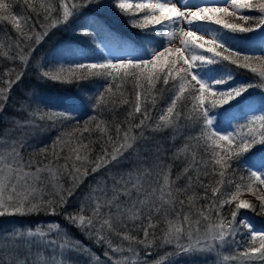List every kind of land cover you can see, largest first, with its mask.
<instances>
[{
    "label": "snow or ice",
    "instance_id": "6c2138e0",
    "mask_svg": "<svg viewBox=\"0 0 264 264\" xmlns=\"http://www.w3.org/2000/svg\"><path fill=\"white\" fill-rule=\"evenodd\" d=\"M13 2L23 6L20 13L14 12ZM102 12L127 17L129 29L138 30L135 42L106 26L98 18ZM73 17L79 18L75 28L78 36L87 37L99 55L82 57L67 67L61 63L41 69L39 76L61 83L101 81L89 98L96 115L82 127L71 106L49 109L39 116L40 120L76 125L66 133L75 146L69 147L62 165L58 161L64 151L63 136L36 150L42 157L39 162L21 155L22 140L7 133L0 137V218L63 213L64 220L86 238L97 246L106 245L104 257L111 260L110 252L128 254L112 264H140L132 260L138 256L135 246H151L150 230L154 237L158 218L163 217L167 227L160 246L176 249L169 255L213 253L231 245L237 251L232 259L238 264H264V230H256L241 215V210H248L264 217V101L255 111L250 99L252 89L264 93V55L245 53L230 44L240 34L257 32L264 44V0H0V23L10 24L16 33L15 39L4 34L7 43H0V56L26 66L30 53L49 30L67 25ZM236 69L247 70L256 79L237 82ZM22 78L23 72L15 68L0 74V113ZM128 84L135 97L128 112V128L121 131L120 125L114 124L113 136L108 134L106 122L97 120L98 110H115L116 97L120 104L129 103L125 98ZM165 94L166 106L153 118L152 110ZM21 107H25L23 102ZM220 109L224 113L238 110L241 119L235 124L230 120L228 127L221 129ZM37 111L34 109L32 115ZM90 122L94 128L89 127ZM13 123L20 128L35 126L31 119L22 125ZM133 128L141 130L139 135L133 134ZM149 128L172 129L173 139L179 136L183 141L174 146L172 158L188 154L190 159L176 180L171 179L170 166L162 162L159 144L151 156V150L139 151L141 142L149 139L144 135ZM93 131L106 135L111 150L102 145V154L90 160L91 149L83 139L84 133H89L92 143ZM125 161H131L130 167L120 170ZM102 168L108 169L102 174L105 178L96 180L97 187L91 188L75 211H69L75 188ZM238 170L246 171L247 176L237 179ZM61 175L70 179V187L56 183ZM181 179L183 184H177ZM48 184L53 191L46 193ZM245 193L258 205L243 199ZM201 201L206 203L201 205ZM225 206L232 209L230 217L222 214ZM202 220L207 222L203 231ZM117 227L120 231H115ZM241 229L248 231L250 240L243 251L235 239L242 235ZM134 231H142L144 238L137 239ZM113 232L128 242L127 248L113 246L108 235ZM73 253L89 259L93 255L60 221L39 222L34 227L16 225L0 233V264H71ZM95 264H102L100 257H95Z\"/></svg>",
    "mask_w": 264,
    "mask_h": 264
},
{
    "label": "trees",
    "instance_id": "16d2710c",
    "mask_svg": "<svg viewBox=\"0 0 264 264\" xmlns=\"http://www.w3.org/2000/svg\"><path fill=\"white\" fill-rule=\"evenodd\" d=\"M9 2V0H6ZM39 2V0H38ZM135 2V0H132ZM20 3L13 2V9L15 13H20L22 9ZM87 11V9H85ZM29 15H32L29 13ZM99 19L106 25L111 28V30L121 34L126 39H131L133 43L135 42L136 32L138 30L129 29L126 24L127 17H121L114 15L111 12H102L100 13ZM79 18L73 17L70 19L67 25L60 26L56 29H50L48 36L35 47V51L31 52L29 55L28 64L26 66L22 65L19 61H10L6 58L0 56V74H2L8 68H15L16 72H23V78L18 85H14L10 94V99L7 102V107L3 113H0V137H3L7 134H10L11 137H15L23 141V148L20 149L21 155L26 159H31L34 162H39L42 160L41 155L38 153V149L42 147H48L51 145L52 141L56 139L57 136H63L65 141L64 151L60 153L61 159L58 161L59 164L64 163L63 156L68 152L69 147L75 146L74 142L69 141V137L66 133L73 131L74 123L72 121H50V120H40L39 116L43 113H46L49 109H66L70 106L75 108V116L80 122V126H83V122L88 120L90 116L96 115V112L92 110L89 106V98L96 94V90L99 87L101 81L96 78H93L88 81H73L72 83H61L53 82L51 80L41 79L39 76V71L41 69L48 70L49 68L57 67L59 64L63 63L66 67L71 65L73 62L78 61L76 56H74V51H80L82 55L89 56L90 58H95L99 55V51L96 47L88 42L87 37H79L75 31L77 22ZM33 23L35 21L33 20ZM12 36L13 39L16 37L12 26L8 23H0V43H7L5 40L4 34ZM260 36V33L253 34H240V37L230 41V44L235 45L237 49L242 50L245 53H254L257 55H264L263 52L258 50V52L253 51V43ZM2 51V50H0ZM27 51V49H25ZM70 57V58H69ZM236 81L237 82H247L250 80L256 79V77L244 69H236ZM2 86V85H0ZM125 98L128 99L129 103L120 104V98L116 97L117 107L115 110H104L103 108L99 109V115L97 120H104L109 126V133L115 136V132L112 131V126L114 124H119L121 131H124L128 128L129 117L128 112L131 110L134 103V93L131 90V85H125ZM247 95V94H246ZM165 98L160 100L156 108L152 110V117L156 118L159 113V109L166 106ZM250 99L253 103H258L262 106V101H264V93H261L258 89L250 90ZM25 104V107H21V103ZM39 109L35 112L34 116L33 110ZM235 113H239L236 116V119H232ZM241 113L238 110H234L230 113H224L222 109L217 111V116L219 121L222 122L220 127L227 128L228 122L231 120L232 124L237 123L241 119ZM32 120L35 126H28L20 128L15 125L13 122H18L22 125ZM133 124L138 122L136 120L131 121ZM151 123V121H149ZM90 128H94L93 123H89ZM133 134L139 135L140 129L133 128ZM89 133H84V144H89L91 152L89 153V159L94 160L98 155L102 154L101 146L111 150V145L107 143L106 135H103L97 131L91 133V141L89 143ZM144 135L149 139L146 142H141L143 146L140 148V152L144 153L148 151V155L151 156L155 150V145L159 144L162 148L160 155L163 157V164L170 166L171 168V179L176 180L177 175L183 173L184 168L186 167L187 161L190 159V155H182L179 159H173L174 146H179L183 143L179 136L173 139V130L164 129L162 131H152V129H147L144 132ZM260 146H257L259 148ZM253 151H256L254 149ZM251 155V154H248ZM49 158H51V152L49 151ZM205 159H208L207 155L204 156ZM247 158V157H245ZM47 163V160L43 161ZM54 163H56L54 161ZM131 165V161H125L120 165V170H127ZM112 166L109 165L110 169ZM35 170L34 168L32 169ZM113 171H116L115 169ZM103 173H108V169L102 168L100 172L95 173L94 175L88 176L82 184L74 190V195L69 198V211H75L80 204L85 200V198L90 194L91 188L97 187L96 180L105 178L102 176ZM247 172L243 170H238L236 178L239 176H247ZM62 184L65 188L70 187L71 181L66 175H61L60 179L56 182ZM177 184L182 185L183 179L177 181ZM46 193L53 191L52 185L48 184L45 188ZM243 199L251 200L253 203L258 202L251 196L249 193H245L242 196ZM201 205L206 203V201H201ZM231 207L225 206L222 209V214L225 217H230ZM241 215L246 216L250 222L255 226L256 230H264V217L258 216L256 213H252L248 210H241ZM213 219L215 216L213 214ZM239 219V216H238ZM159 223L155 229V236L153 237L152 230L149 233V240L152 241V244L149 248H144L142 245H136L138 251L137 257H132L133 261H139L140 264H143V261H147V264H153L154 262L160 260L161 256L164 253L163 247L160 246V237L163 234L165 220L163 217L158 218ZM47 221H60L62 227L65 231L75 240H79L85 244L88 248L91 249L92 257L89 259L83 255L70 254L71 262L73 264H95V257H100L102 263L106 262L107 264H112V261L121 257L128 255L127 253H117L110 256L112 259L104 257L103 253L107 250L105 246H97L89 238H86L82 232L72 225H70L66 220H64L63 213L59 216H48L44 213L33 214L30 216H6L0 218V233H3L6 230H10L11 227L20 225V226H35L39 222ZM2 223L10 224V227L3 228ZM207 222L201 221L200 227H204ZM115 231H120L117 227ZM242 235H237L235 239L239 241L238 248L240 251H243L248 244L250 243L248 231L241 229ZM133 235L137 239H143V232H133ZM54 235V234H53ZM109 239H111L113 246L117 244H122L127 248L128 242L123 241L120 236H117L113 233H109ZM146 252H151V255H145ZM176 251H172L175 253ZM224 255L231 257L237 254L235 248L231 245L224 247ZM227 263L231 261V264H238L234 259L224 260ZM196 264V263H193ZM222 264H225L224 262Z\"/></svg>",
    "mask_w": 264,
    "mask_h": 264
},
{
    "label": "rangeland",
    "instance_id": "374dc122",
    "mask_svg": "<svg viewBox=\"0 0 264 264\" xmlns=\"http://www.w3.org/2000/svg\"><path fill=\"white\" fill-rule=\"evenodd\" d=\"M260 37V36H259ZM257 38L255 40L254 45L259 49V47L264 51V44L261 43L260 38ZM74 56H76V59H81L82 57H88L89 56H85L82 55L80 53V51H74ZM70 58V57H69ZM253 110L258 111L262 106L260 104L253 103ZM239 113H236L234 116H238ZM221 129H225L224 127ZM168 219H172L171 216L168 217ZM2 227L3 228H7L10 227V224H5L2 223ZM167 224L165 222L164 225V229H166ZM203 228H201V231H203ZM163 235V234H162ZM164 249V253L161 256V258H159L160 260L154 262L153 264H222L223 262L225 264H231V261L229 263H227L226 261H224L223 257L227 256L229 257L228 260H232L230 256L228 255H224V248L223 249H217L216 252L213 253H192V254H174V255H169V254H173L172 251H176V249L174 248V246L172 245H166L163 246ZM71 264H73V262H71ZM102 264H107L106 262H103Z\"/></svg>",
    "mask_w": 264,
    "mask_h": 264
}]
</instances>
